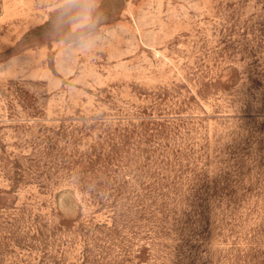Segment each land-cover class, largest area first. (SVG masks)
Returning a JSON list of instances; mask_svg holds the SVG:
<instances>
[{
    "label": "rangeland",
    "instance_id": "obj_1",
    "mask_svg": "<svg viewBox=\"0 0 264 264\" xmlns=\"http://www.w3.org/2000/svg\"><path fill=\"white\" fill-rule=\"evenodd\" d=\"M0 264H264V0H0Z\"/></svg>",
    "mask_w": 264,
    "mask_h": 264
},
{
    "label": "clouds",
    "instance_id": "obj_2",
    "mask_svg": "<svg viewBox=\"0 0 264 264\" xmlns=\"http://www.w3.org/2000/svg\"><path fill=\"white\" fill-rule=\"evenodd\" d=\"M72 2L75 4V0H72ZM91 11V8L85 3L79 7L77 15L74 18L80 21L81 26H84L91 19Z\"/></svg>",
    "mask_w": 264,
    "mask_h": 264
}]
</instances>
